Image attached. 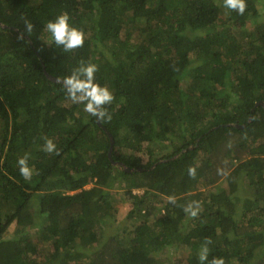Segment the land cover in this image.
<instances>
[{
	"label": "trees",
	"instance_id": "trees-1",
	"mask_svg": "<svg viewBox=\"0 0 264 264\" xmlns=\"http://www.w3.org/2000/svg\"><path fill=\"white\" fill-rule=\"evenodd\" d=\"M246 4L0 0V264H201L206 238L208 260L264 264V0ZM65 12L84 32L70 52L45 31ZM81 61L114 95L102 126L45 74ZM116 189L132 202L122 220Z\"/></svg>",
	"mask_w": 264,
	"mask_h": 264
},
{
	"label": "clouds",
	"instance_id": "clouds-1",
	"mask_svg": "<svg viewBox=\"0 0 264 264\" xmlns=\"http://www.w3.org/2000/svg\"><path fill=\"white\" fill-rule=\"evenodd\" d=\"M223 5L225 8L236 11L240 15L244 14L247 7L246 0H223ZM69 19L66 12L61 13L54 20H49L45 25V31L50 34L52 41L57 46H62L65 52L83 47L84 44V32L71 26ZM23 23L24 32L18 35L17 39L19 40L24 39L25 32L31 34L34 28L33 23L28 19H24ZM97 71V65L81 61L79 67L75 68L69 76L63 78L62 88L70 101L84 105L86 113L96 117L99 121H103L105 118L111 120V115L105 105H110L113 102L114 95L106 85L101 86L95 81V73ZM43 151L59 155V150L51 139L45 141ZM28 160L29 156L25 154L17 161L20 174L25 180H30L34 174L33 168L28 164ZM188 174L194 178L196 169L190 166ZM168 200L170 203H176V199L173 196H169ZM200 208V202L195 200L189 201L183 206L184 212L191 217H196ZM209 243H211L210 238H206L198 254L201 264H204L205 261H207V264H225L222 257H213L208 260L209 249L207 244Z\"/></svg>",
	"mask_w": 264,
	"mask_h": 264
},
{
	"label": "rangeland",
	"instance_id": "rangeland-1",
	"mask_svg": "<svg viewBox=\"0 0 264 264\" xmlns=\"http://www.w3.org/2000/svg\"><path fill=\"white\" fill-rule=\"evenodd\" d=\"M248 27H249V25H248ZM144 162H146V159H145V161ZM143 162V163H144ZM117 190V189H116ZM115 197H116V200H115V205H116V218L118 219V220H122L123 218H125L126 217V215H127V213L129 212V210H130V208L132 207V202H131V200L129 199V197L127 196V195H125L124 194V192H122V191H119V190H117V191H115ZM156 215H157V211H154V212H152V213H150L149 215H148V218L149 219H153L154 217H156ZM125 222V221H124ZM124 222L123 223H121V225H123L124 224ZM130 228V227H129ZM14 226H12L11 228H10V230H9V235H8V237L9 236H12L13 235V232H14ZM120 234L121 235H123L124 233L122 232V230L120 231ZM174 253V252H173ZM180 253H182L183 254V259H180V257L179 258H177V259H179L180 261H181V263H183V262H185L184 261V258L186 257V254H187V250L186 249H182L181 251H180ZM169 254H170V252L169 251H165L163 254H162V259H164V258H167L168 256H169ZM177 256H180V255H177ZM175 259V258H174Z\"/></svg>",
	"mask_w": 264,
	"mask_h": 264
},
{
	"label": "water",
	"instance_id": "water-1",
	"mask_svg": "<svg viewBox=\"0 0 264 264\" xmlns=\"http://www.w3.org/2000/svg\"><path fill=\"white\" fill-rule=\"evenodd\" d=\"M45 74H46V76H47V78L50 80V81H52V82H62L63 80L62 79H57V78H55V77H53V76H51V75H49L47 72H45ZM260 105H262V106H264V103H259ZM98 124H99V126H102L101 125V122L98 120ZM105 131H106V133H107V135L109 136V139H110V150H109V158L112 160V153H113V148H114V137L112 136V134L110 133V132H108L106 129H105ZM114 164L115 165H117V166H121V167H123L124 168V170L126 171V172H130V173H132V172H134V170H131V169H128L123 163H121V162H114Z\"/></svg>",
	"mask_w": 264,
	"mask_h": 264
}]
</instances>
